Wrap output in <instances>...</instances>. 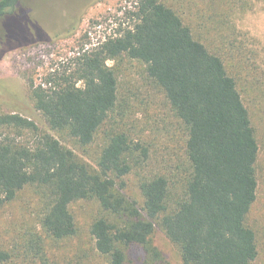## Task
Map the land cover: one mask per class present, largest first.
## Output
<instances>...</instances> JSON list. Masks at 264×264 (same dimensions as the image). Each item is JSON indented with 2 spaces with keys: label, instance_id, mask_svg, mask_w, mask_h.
<instances>
[{
  "label": "trees",
  "instance_id": "obj_1",
  "mask_svg": "<svg viewBox=\"0 0 264 264\" xmlns=\"http://www.w3.org/2000/svg\"><path fill=\"white\" fill-rule=\"evenodd\" d=\"M248 1L219 3L232 12ZM30 13L27 0H0V58L74 30L14 28ZM127 15L129 25L93 46L87 34L80 37L66 66L27 80L34 107L61 139L86 150L102 132L92 162L20 113L0 112V207L30 188L42 232L28 229L17 250L0 247V264H20L19 256L45 264V240L77 234L71 205L84 200L97 204L88 233L106 264H126L133 246L143 248L147 264L161 260L153 244L156 228L178 248L181 264H255L259 244L249 216L260 147L238 77L165 0H136ZM212 18L213 32L225 35L231 16ZM232 49L244 70L242 46ZM125 58L144 65L182 125V158L174 164L151 167L149 146L126 127V113L116 112V65ZM132 174L139 199L124 192Z\"/></svg>",
  "mask_w": 264,
  "mask_h": 264
},
{
  "label": "rangeland",
  "instance_id": "obj_2",
  "mask_svg": "<svg viewBox=\"0 0 264 264\" xmlns=\"http://www.w3.org/2000/svg\"><path fill=\"white\" fill-rule=\"evenodd\" d=\"M136 0H27L31 8L30 20L14 28H51L55 33H66L49 42H34L7 51L0 58V112H17L31 119L36 125L62 144L76 151L92 162L98 146L102 143V132L94 143L83 148L63 140L49 129L44 115L34 107L30 98L28 77L39 80L51 68H62L68 64L72 49L84 34L89 38L88 47L93 46L117 28L130 24L127 12L134 10ZM173 6L184 21L192 27L193 33L212 51L219 53L229 70L238 77L245 103L249 108L260 151L257 163L258 191L252 206L249 224L256 230L259 255L255 264H264V0H249L248 6L234 7L232 12L219 0H165ZM84 7L70 25L65 14L76 11L79 4ZM231 16L224 23L225 35L213 32L212 17ZM34 24V25H33ZM69 25L70 28H64ZM13 30V28H7ZM220 32L221 29L219 28ZM222 34V32H221ZM233 46H242V56L247 64L240 70L239 57ZM109 65L114 62L108 61ZM118 68V103L125 112L124 123L133 137L149 146L151 167L160 168L174 164L182 158L184 131L182 125L169 108V104L158 88L146 77L144 65L137 60L124 59ZM116 120H119L117 117ZM124 192L131 198L139 199L136 177L130 175ZM78 227L77 234L64 241L46 239L49 260L45 264H106L95 248L88 233V227L97 215L94 201H78L71 205ZM40 232L38 223V199L30 188L24 189L12 202L0 207V247L17 250L18 243L28 229ZM42 233V232H40ZM16 244V245H15ZM153 244L161 253V260L154 264H181L178 248L156 228ZM20 264H43L19 256ZM143 248L133 246L128 251L126 264H147Z\"/></svg>",
  "mask_w": 264,
  "mask_h": 264
},
{
  "label": "flooded vegetation",
  "instance_id": "obj_3",
  "mask_svg": "<svg viewBox=\"0 0 264 264\" xmlns=\"http://www.w3.org/2000/svg\"><path fill=\"white\" fill-rule=\"evenodd\" d=\"M84 3L81 2V4H79L78 8H76V11L75 12H72L71 11V14L67 15V13L65 14V20L70 24L72 25L74 20H75V16L80 12V10L84 7ZM71 27V26H70ZM69 25H67L66 27L64 28H70ZM47 28H55L54 26L53 27H47Z\"/></svg>",
  "mask_w": 264,
  "mask_h": 264
}]
</instances>
